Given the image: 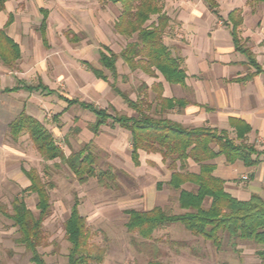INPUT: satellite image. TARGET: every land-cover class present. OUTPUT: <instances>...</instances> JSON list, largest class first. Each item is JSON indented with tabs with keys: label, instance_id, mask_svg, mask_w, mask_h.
Returning a JSON list of instances; mask_svg holds the SVG:
<instances>
[{
	"label": "crops",
	"instance_id": "0c3cea01",
	"mask_svg": "<svg viewBox=\"0 0 264 264\" xmlns=\"http://www.w3.org/2000/svg\"><path fill=\"white\" fill-rule=\"evenodd\" d=\"M12 1L16 0H7L5 8L0 10V29L18 46L20 57L11 63H5L0 58V97L24 93L30 97L8 125L10 136L15 141L23 134H28L23 133L15 139L10 132L11 123L23 112L42 122L57 142V134L63 128L61 121L66 123L70 112L79 110L83 112L84 118L78 125L74 123V129L81 128L83 132H87L86 145L93 142L100 144L102 135L105 134L104 128L110 126H103L98 133H94L92 126L97 121V116L83 104L109 108L111 113L115 109L134 117L133 114L137 113L114 89L137 101L141 97L136 94V90L130 92L126 88L130 79L137 76L140 83L148 86V95L154 96L156 114L160 111L161 97L183 99L188 103L187 106L169 110L166 118L189 128H216L238 144L253 145L260 153L253 156V159L259 161L257 165L247 167L242 160L228 163L223 155L208 163L215 166L214 176L225 182L226 192L233 197L248 200L252 194H258L264 199V0H213L217 4L214 10L206 0H159L162 14L169 18L163 42L186 71L184 85L170 84L159 70L147 64L144 57H136L135 66L126 59L124 52L130 44L137 42L138 33L131 35L127 21L121 23L123 6L120 3L104 0L119 10L112 19L110 15L106 16L108 24L97 19L95 21L94 13L92 16L87 11L80 14L83 19L93 18L89 25L94 35L96 31V42H89V30H83L84 26L78 24L77 29L70 28L64 32L65 42L57 44L50 40L49 19L52 10L49 6L39 9L42 20L36 36L25 39L24 33L16 32L12 36L8 31L16 23L15 11H8ZM158 17L152 16L145 27L157 25ZM234 30L240 45L252 52L259 70L251 64L246 54L236 49ZM55 51L63 52L56 58H62V61H57V66L49 63V58ZM104 54L116 56L115 74L103 64ZM22 62L24 68L36 73L37 84L18 76H14L13 82L7 84V80L2 78L3 67L22 68ZM71 62L81 65L68 66ZM25 86L36 88L27 90ZM69 101L78 103L70 106ZM45 112L53 115V120L57 122L54 128L56 131L48 128L43 121L42 115ZM73 119L76 122L77 119ZM231 119L249 127L243 140L238 138L237 128L231 124ZM112 128V136L108 138L111 151L123 154L126 163L139 167L132 159L131 134L118 125ZM65 142L69 144L66 139ZM143 159L145 162L163 163L160 154L140 151V166L143 165ZM199 168V165L189 161L191 172L197 173Z\"/></svg>",
	"mask_w": 264,
	"mask_h": 264
},
{
	"label": "rangeland",
	"instance_id": "374dc122",
	"mask_svg": "<svg viewBox=\"0 0 264 264\" xmlns=\"http://www.w3.org/2000/svg\"><path fill=\"white\" fill-rule=\"evenodd\" d=\"M42 6H49L52 10L49 19L50 40L57 44L65 42L64 32L70 28L77 29L78 24L84 26L83 30H89V42H96V31L94 35L89 25L93 18H81L83 11L90 12L91 16L94 13V20L105 24H108L107 15L112 19L119 11L104 0H16L8 8V11H15L16 14V23L8 29L11 35L14 36L15 32L24 33L25 39L36 36L42 20L39 13ZM111 19L110 23L113 22ZM61 53L63 52H53L49 63L57 66V61H62L61 57L56 59ZM80 65L72 63L68 66ZM21 66L23 67H3L2 78L7 80V84L13 82L14 76L37 84L36 73L24 68L23 62ZM139 79L137 76L131 78L127 91L136 90V94L141 97L142 106L149 114L166 118L168 111H157L156 114L154 96L148 95V86L140 83ZM27 95L24 93L0 97V206L8 214H12L14 199L22 196L27 206L38 214V197L25 191L30 182L22 168L38 171L48 184L51 198L50 211L43 224L45 245L39 248L48 264H69L71 245L65 235V224L76 202L92 232L89 250L95 256L100 249L104 250V261L101 264H149L152 260L165 264H264V255H261L264 245L253 241L233 240L227 234H221L223 243L218 249L210 241L191 235L181 224L159 229L149 241L143 240L138 234L129 233L126 227L128 209L148 211L159 206L169 214L184 212L179 207V191L168 184L173 172L169 164L145 162V159L139 167L126 163L123 154L118 155L109 148L108 138L112 136V127L104 128L105 134L102 135L100 144L93 142L86 145L87 132H83L81 128L74 129V123L78 125L84 118L83 112L71 111L66 123L61 121L63 128L57 134L58 144L67 155L89 146L87 150L96 158L97 176L81 183L60 159L44 161L28 134H23L16 141L10 136L8 125L23 105L28 103L30 97ZM133 115L137 116L135 113ZM73 118L77 119L76 122ZM42 119L52 131L56 128L57 122L53 120L51 113L45 112ZM184 188L191 189L189 186ZM206 206H209V202ZM19 237L14 222L0 212V264H33L31 253L19 244ZM92 264L97 262L92 261Z\"/></svg>",
	"mask_w": 264,
	"mask_h": 264
},
{
	"label": "trees",
	"instance_id": "16d2710c",
	"mask_svg": "<svg viewBox=\"0 0 264 264\" xmlns=\"http://www.w3.org/2000/svg\"><path fill=\"white\" fill-rule=\"evenodd\" d=\"M7 0H0V10L5 8ZM120 3L123 6L121 23L127 21L131 35L138 33V40L130 44L124 52L126 59L135 66L138 56L144 57L147 64L159 70L170 84L184 85L186 71L163 42V34L168 26L169 18L162 14L159 0H106ZM212 10L217 7L213 0H206ZM262 1V0H254ZM158 15V24L145 27L152 16ZM12 22L10 18L9 23ZM236 49L246 54L253 66L259 70L252 52L240 45L237 32H233ZM20 51L3 29H0V58L5 63L18 60ZM116 56L102 55L103 64L114 74ZM41 87V86H40ZM27 90L36 87L25 86ZM39 88V87H38ZM126 103L137 113L130 117L113 109L97 108L91 104H83L93 111L97 121L92 126L94 133H98L103 126H120L131 134L132 159L136 166H140V151L160 154L163 163H168L172 169L169 185L179 191V207L184 212L169 214L157 206L148 211L135 209L126 210L128 222L127 230L131 234H138L143 240L149 241L159 229L181 224L186 231L195 237H202L220 249L223 243L221 234H227L230 239L253 241L264 245V199L258 194H252L248 200L233 197L225 190V182L214 176L215 166L208 163L223 155L228 163L242 160L247 167L259 163L253 159L260 154L253 145L236 143L227 134L216 128L201 126L185 127L165 117H156L147 112L140 99L133 101L120 90L114 89ZM78 101H69V105ZM183 99L161 97L160 112H167L187 106ZM151 107L150 105L148 106ZM231 124L236 126L238 138L243 140L249 132V127L235 119ZM11 135L17 139L23 133H28L36 150L44 161L60 159L64 162L81 183L97 176L96 158L87 150L72 152L66 156L64 150L57 144L54 135L39 120L23 112L10 125ZM199 165V172L189 170V161ZM30 185L25 189L38 197L36 214L27 206L25 199L16 197L13 201V213L0 206V212L11 219L20 234L19 244L31 253V261L35 264H48L39 252L45 245L43 224L50 211V194L48 184L42 179L36 169H22ZM184 186L191 187L190 190ZM209 202V206H206ZM65 235L70 242L69 264H92L104 261V250L100 249L97 256L89 250L92 232L87 220L79 211V203L72 207L71 214L65 224ZM264 255V252H261ZM149 264H165L159 260H152Z\"/></svg>",
	"mask_w": 264,
	"mask_h": 264
}]
</instances>
